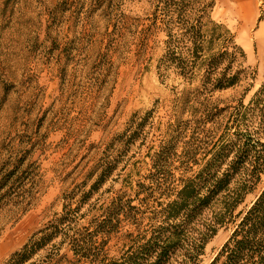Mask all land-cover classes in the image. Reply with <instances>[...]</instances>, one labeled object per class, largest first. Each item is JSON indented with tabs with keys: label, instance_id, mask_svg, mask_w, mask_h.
<instances>
[{
	"label": "rangeland",
	"instance_id": "374dc122",
	"mask_svg": "<svg viewBox=\"0 0 264 264\" xmlns=\"http://www.w3.org/2000/svg\"><path fill=\"white\" fill-rule=\"evenodd\" d=\"M149 1L0 0V182L6 183L0 189V264L61 215L63 194L74 191L76 207L102 162L115 169L81 206L76 228L99 221L121 199L147 229L150 211L168 201L162 193L198 169L181 164L183 144L196 138L192 127L173 134L163 170L151 169L154 153L171 139V126L192 118L177 101L192 86L171 71L157 72L164 35L149 29ZM211 18L243 50L249 78L210 100L219 108L241 98L246 104L264 81V0H215ZM263 187L264 175L234 215ZM202 216L209 218L211 210ZM233 226L218 228L201 264ZM134 231L122 221L110 254Z\"/></svg>",
	"mask_w": 264,
	"mask_h": 264
},
{
	"label": "trees",
	"instance_id": "16d2710c",
	"mask_svg": "<svg viewBox=\"0 0 264 264\" xmlns=\"http://www.w3.org/2000/svg\"><path fill=\"white\" fill-rule=\"evenodd\" d=\"M149 5V29L164 35L157 72L166 76L171 71L192 86L177 99L192 118L171 126V139L154 153L151 169L156 174L163 170L173 134L190 127L195 143L183 144L181 164L187 171L198 169L179 179L176 190L162 193L168 201L150 211L147 229H140L131 212L134 207L121 199L112 201L99 221L76 228L83 216L81 206L115 169L111 161L102 162L77 206L71 208L74 191L63 194L61 215L33 234L5 264H201L206 244L226 223L234 225L231 234L207 264H264V187L234 215L264 175V81L246 104L241 98L234 106L219 108L210 100L213 93L249 77L245 54L234 36L211 18L215 0H150ZM198 153L202 157L197 160ZM9 174L6 180L13 176ZM207 210L211 216L203 220ZM122 221L133 225L136 234L124 235L122 249L111 255L109 242Z\"/></svg>",
	"mask_w": 264,
	"mask_h": 264
}]
</instances>
